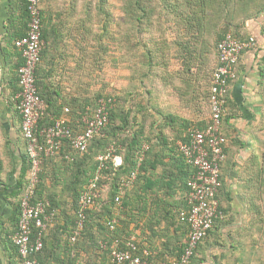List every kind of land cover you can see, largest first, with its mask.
Here are the masks:
<instances>
[{
	"label": "crops",
	"instance_id": "1",
	"mask_svg": "<svg viewBox=\"0 0 264 264\" xmlns=\"http://www.w3.org/2000/svg\"><path fill=\"white\" fill-rule=\"evenodd\" d=\"M215 1L205 7V14L213 22L205 25L209 30L206 46L213 47L207 53L211 65L216 63V43L223 31L253 37L254 44L239 57L226 102L223 130L227 136V158L219 193L225 218L218 220L199 244L191 264H264V184L256 176L264 174L263 167L257 164L264 147V0H235L232 11L225 0ZM27 23L24 0H0V264H19L11 236L20 213L19 184L25 182V187L29 167L25 168L26 143L16 111L18 91L14 93L18 89L15 63L21 61V53L13 40L25 34ZM178 40L171 33L156 45L150 63L143 53L144 61L140 64V82L144 86L139 82V99L145 111L154 112L161 121L157 123L158 130L162 126L161 140L169 142L178 141L183 127L206 123L209 117V108L205 104L204 111L202 100L206 103L207 96L203 95L208 93L210 77L206 79L203 71L197 74L192 68L193 79L188 84L179 75ZM202 40L196 36L191 43L203 45ZM169 115L180 118V123L165 119ZM61 116L74 128L78 126L75 113L63 111ZM176 154L171 149L163 151V163L142 172L144 176L136 187L127 195L126 191L122 193L111 210L122 234L127 233L144 249L147 264L172 262L186 238L187 227L179 219L185 210L186 174ZM43 173L44 186L54 206L45 212L47 228L43 250L35 257L37 264H110L96 244L106 234L101 229L103 220L99 219L106 209L97 204L87 231L76 240L70 235V197L53 192L62 184L53 181L55 176L49 163L43 166Z\"/></svg>",
	"mask_w": 264,
	"mask_h": 264
},
{
	"label": "built area",
	"instance_id": "2",
	"mask_svg": "<svg viewBox=\"0 0 264 264\" xmlns=\"http://www.w3.org/2000/svg\"><path fill=\"white\" fill-rule=\"evenodd\" d=\"M28 23L25 34L13 40L14 46L21 53L22 63L17 69L18 87L16 107L21 117L20 131L26 143V154L29 168L28 177L19 201V218L11 241L19 257V264H37L35 256L43 248V237L46 231L45 202L34 199L35 187L41 170V155L55 154L63 140L70 141L76 151H84L93 136L107 123L109 106L113 98H101L90 116L82 118L83 129L75 132L64 116L56 119L54 124L39 129V121L46 111L45 101L38 93L35 82V71L41 61L44 39L42 36L41 0H25ZM254 44L253 37L240 38L234 33H227L218 43L217 65L212 72L208 93L209 117L201 129L192 128L189 141L179 142L178 147L185 162L194 169L187 181V191L184 196L186 209L179 219L187 227L186 240L181 254L172 262L164 264H189L198 244L208 235L215 220L222 219L219 210V166L225 159L227 138L222 131V120L226 113V102L231 82L236 78V66L241 53ZM68 112V108H64ZM143 150L147 145L143 144ZM113 148L97 157L100 167L111 157ZM142 159V154L139 160ZM113 164L121 165L119 155L112 156ZM136 174L123 185L128 186ZM97 172L81 192L78 202V225L75 234L82 229L85 211L89 209L98 197ZM120 195L115 197L119 202ZM110 228L113 221L109 222ZM128 249L113 248L110 251L111 260L116 264H147L141 256L134 253L136 245L128 242Z\"/></svg>",
	"mask_w": 264,
	"mask_h": 264
},
{
	"label": "trees",
	"instance_id": "3",
	"mask_svg": "<svg viewBox=\"0 0 264 264\" xmlns=\"http://www.w3.org/2000/svg\"><path fill=\"white\" fill-rule=\"evenodd\" d=\"M162 3L168 8L166 11L170 10L172 13V17L176 19L174 23H176V29L173 33H175L176 38L178 37L177 45L180 47L179 50V59H180V73L181 77L186 81V83L190 84L191 79H193L192 75V68L197 70V74L199 71H203L205 78L210 77L211 82V75L213 70L217 65H211L210 58L208 59L207 53L213 48L211 46H206L209 43L207 35L209 34V30L205 25H211L212 19H209L205 14V7L209 4L216 2L215 0H161ZM226 4L228 5L229 9L232 11L234 9L235 0H225ZM24 7H25V17L26 22L28 21V14L26 10V3L24 0ZM165 7V8H166ZM145 13L146 25L150 27L151 21L150 16L151 13ZM245 11L248 13L247 9ZM159 13V10L157 9ZM41 13H42V36L45 42L49 41L50 33L54 35L55 32H59L55 27L51 25H44V18L42 12V0H41ZM48 26L51 27L48 29ZM174 25H169L168 27L171 28ZM188 26V27H187ZM175 27V26H174ZM152 30V29H151ZM150 30V31H151ZM229 31H223L216 43V49L218 46L219 41L227 34ZM232 33V32H231ZM141 34V32H140ZM184 35H189L192 39L196 36L202 37L203 45L192 41L190 38L184 37ZM237 36V35H236ZM239 37V36H238ZM240 38H247V37H240ZM54 39V37H53ZM156 47V46H155ZM47 54L45 49L42 50L41 58ZM202 55L203 58H196V55ZM149 59L152 60V57H155V52H150L147 56ZM217 58H218V50H217ZM21 61H16L15 65L18 69L19 65L22 63ZM148 59V64L150 63ZM53 60V59H52ZM53 61H49L48 64H52ZM141 63V62H140ZM47 64V65H48ZM18 66V67H17ZM44 67V65H43ZM40 66V63L37 66L35 71V82L38 89V93L40 94L41 98L44 99L46 104V111L43 117L39 121V129L50 127L54 124L55 120L61 117V113L63 111L64 103L62 101L59 102L60 94L58 93V87L51 85L48 79L51 78V72L48 71L45 67L43 68ZM140 82V76H139ZM17 83H18V75H17ZM140 84L144 86V83L141 81ZM210 83H208V93H209ZM19 91V87L15 92ZM208 93L203 95L204 97L207 96L208 101ZM113 98L112 95H98L95 104L92 108L83 109V110H76L73 111L72 109L69 111V114L75 112V116H77V124L76 128H74L70 121L67 120L68 125L73 128L75 132L81 131L83 129L82 118L85 115L90 116L97 107L98 100L101 98ZM135 98L140 97V93L134 95ZM136 99V100H137ZM137 111L132 115L128 110H121L115 107V100L109 106V114H108V123L98 132L96 133L93 138L90 140L89 145L87 146L86 150L84 151H76L70 145V141L65 139L59 150L49 156L41 155V170L39 173V179L35 187L34 199L44 201L45 204V212H49L53 209L54 203L52 201V197H48L47 189L44 186V173H43V166L47 163L50 164L52 167V172L54 173V182L57 181L59 184H62V187L58 189V191H53L54 193H60L62 196H69L72 214L70 218V235L73 237H77L76 240L81 236L82 233L87 231L90 220L94 218V213H96V206L97 204L101 203L103 208L106 210L100 214L102 215L99 219L103 220V224H101V229L103 228L106 231V234L103 237H99L96 241L97 247L105 253L107 256L108 262L110 264H116L111 260L110 251L113 248L119 250L128 249V242L132 241L136 245V250L134 251L135 254L141 256L144 260H146V254L144 253V249L139 245V243L135 239H130L126 233V235L122 234V231L118 227V219L116 216L113 215L112 208L115 205V197L117 195H121L126 191V195L130 192V190L134 189L137 183L142 179L144 176L142 172L148 169V167H154L157 163L162 164L161 154L163 151L166 150H173L175 151L179 158V161L182 165L183 171L186 174V179L184 182L185 191H187V181L189 177L192 175L194 169L191 165L187 164L179 151L178 143L179 142H188L190 131L193 128L201 129L205 126L204 122L195 123L193 125H189L184 128V132L179 137L178 141H166L161 140V130L162 126L158 130L159 125L157 123H161L156 118L154 112L153 114L148 113L145 111V105H143L142 101L139 99ZM16 111L18 109L16 107ZM121 112L124 113V116L121 115ZM19 114V112H18ZM74 114V113H73ZM19 120L21 123V117L19 114ZM225 115L223 116V120ZM165 119L172 120V122L180 123V118L165 116ZM223 120H222V131L225 137L227 138L223 128ZM130 125L129 131L125 130L126 126ZM180 125V124H179ZM174 126V125H173ZM81 128V129H80ZM133 129V130H132ZM179 132H181V127L178 128ZM177 130V129H176ZM178 137V136H176ZM119 142V146H115L113 141ZM143 144L147 145V149L143 150ZM227 144V142H226ZM96 146V148H95ZM113 148V154L110 158L104 161V166L100 167V162L98 161L97 157L99 155H103L107 153L108 149ZM225 151V159L220 163L219 166V188H218V201H219V210L223 213V218H225V211L222 207L220 202L219 193L222 183V167L227 158V149L226 145L224 148ZM142 154V159L139 160V157ZM119 155L122 159V163L119 166H115L112 161V156ZM25 158L27 163L25 168L29 167L27 154L25 153ZM58 158V159H57ZM24 160V159H23ZM259 166H262L264 171V147L262 151V156L259 162L257 163ZM25 169V170H26ZM100 173V178L97 181V188L99 196L95 199L94 205L85 211V217L82 225V229L78 234H75V230L77 228V221H78V202L81 195V192L87 187L89 181L94 178L96 173ZM135 173V179L128 185L124 186L123 184L131 179V174ZM257 178L260 179L261 184H264V174L261 173L260 177L259 174H256ZM24 183L19 184V192H18V199H17V207L19 208V201L23 195L24 190ZM131 188V189H130ZM129 189V190H128ZM186 193V192H185ZM123 204V203H122ZM126 204V203H124ZM184 209H186V203L184 200ZM124 206V205H123ZM122 207H120V210ZM45 215V214H44ZM18 220V218H17ZM220 219L215 220L214 224ZM113 221V227L110 228L108 225L109 222ZM185 224V223H184ZM214 227V225H213ZM212 227V228H213ZM211 228V229H212ZM187 229V228H186ZM209 230V232L211 231ZM208 232V234H209ZM187 233V231H186ZM44 240V238H43ZM186 240V238H185ZM202 242V241H201ZM200 242V243H201ZM185 241L183 244H180V248L178 250V256L181 254L183 250ZM199 243V244H200ZM198 244V246H199ZM198 246L195 249L192 257L190 258L189 264L192 263L193 258L196 255L198 250ZM44 247V245H43ZM16 250V249H15ZM43 250V248H42ZM42 250L38 253L40 254ZM37 254V255H38ZM36 255V256H37ZM35 256V257H36ZM177 256V257H178ZM19 258V257H18Z\"/></svg>",
	"mask_w": 264,
	"mask_h": 264
},
{
	"label": "rangeland",
	"instance_id": "4",
	"mask_svg": "<svg viewBox=\"0 0 264 264\" xmlns=\"http://www.w3.org/2000/svg\"><path fill=\"white\" fill-rule=\"evenodd\" d=\"M165 7L161 0H42L44 25L59 32L50 33L44 43L47 54L40 66L51 72L48 81L58 87L64 107L85 110L98 95H112L116 108L127 109L130 115L137 111L139 98L134 95L140 91L143 53L156 54L155 46L176 30V19ZM202 102L205 111L208 101Z\"/></svg>",
	"mask_w": 264,
	"mask_h": 264
}]
</instances>
